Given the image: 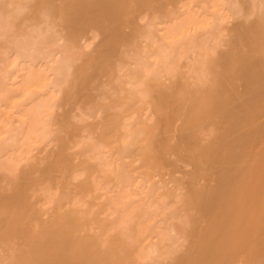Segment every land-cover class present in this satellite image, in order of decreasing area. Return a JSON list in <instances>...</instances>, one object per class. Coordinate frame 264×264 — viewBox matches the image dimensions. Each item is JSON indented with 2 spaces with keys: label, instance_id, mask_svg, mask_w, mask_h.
<instances>
[{
  "label": "bare ground",
  "instance_id": "6f19581e",
  "mask_svg": "<svg viewBox=\"0 0 264 264\" xmlns=\"http://www.w3.org/2000/svg\"><path fill=\"white\" fill-rule=\"evenodd\" d=\"M0 264H264V0H0Z\"/></svg>",
  "mask_w": 264,
  "mask_h": 264
}]
</instances>
